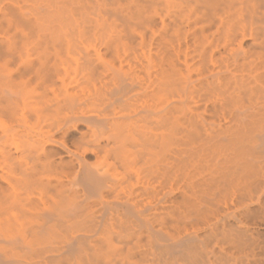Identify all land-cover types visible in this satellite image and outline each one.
<instances>
[{
  "label": "bare ground",
  "instance_id": "6f19581e",
  "mask_svg": "<svg viewBox=\"0 0 264 264\" xmlns=\"http://www.w3.org/2000/svg\"><path fill=\"white\" fill-rule=\"evenodd\" d=\"M0 264H264V0H0Z\"/></svg>",
  "mask_w": 264,
  "mask_h": 264
}]
</instances>
